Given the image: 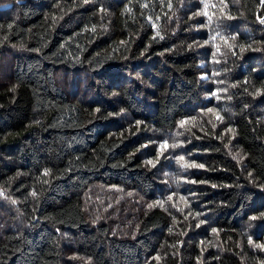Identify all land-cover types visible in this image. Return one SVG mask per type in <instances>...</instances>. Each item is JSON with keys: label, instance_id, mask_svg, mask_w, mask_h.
<instances>
[{"label": "trees", "instance_id": "trees-1", "mask_svg": "<svg viewBox=\"0 0 264 264\" xmlns=\"http://www.w3.org/2000/svg\"><path fill=\"white\" fill-rule=\"evenodd\" d=\"M261 19L0 0V264H264Z\"/></svg>", "mask_w": 264, "mask_h": 264}, {"label": "snow or ice", "instance_id": "snow-or-ice-1", "mask_svg": "<svg viewBox=\"0 0 264 264\" xmlns=\"http://www.w3.org/2000/svg\"><path fill=\"white\" fill-rule=\"evenodd\" d=\"M260 22H261L262 24H264V19H261ZM157 35H159V33H157ZM219 91H221V90H217L216 92H213V93L211 94V95L215 96L217 100L220 99V97H219V95H218V92H219ZM222 91H226V89H225V90H222ZM209 111H212V110L209 109ZM182 124H183V122H182ZM177 146H178L177 144H173V145H171L172 148H175V147H177ZM159 147H160L161 150H166L167 147H168L167 141H165V142H163L162 144H160ZM160 154H162V152H161ZM179 160H180V161H183V160H184V157L181 156V157L179 158ZM147 163H148V164H152L153 166H155V164H154L153 161H151V160L147 161ZM182 166H184V167H197V166H198V167H203V165H194V164H184V165H182ZM45 175H47V173H45ZM177 183H179V182L177 181ZM33 195H35V193H33ZM13 203H15V201H13ZM252 219H256V217H252ZM213 231H216V230L213 229ZM260 247H264V245H261Z\"/></svg>", "mask_w": 264, "mask_h": 264}, {"label": "rangeland", "instance_id": "rangeland-1", "mask_svg": "<svg viewBox=\"0 0 264 264\" xmlns=\"http://www.w3.org/2000/svg\"><path fill=\"white\" fill-rule=\"evenodd\" d=\"M204 78H206V77H204Z\"/></svg>", "mask_w": 264, "mask_h": 264}]
</instances>
